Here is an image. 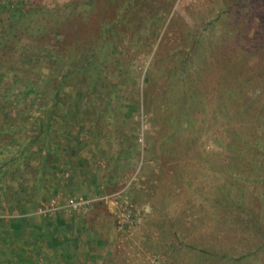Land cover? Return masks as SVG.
<instances>
[{
    "label": "rangeland",
    "instance_id": "374dc122",
    "mask_svg": "<svg viewBox=\"0 0 264 264\" xmlns=\"http://www.w3.org/2000/svg\"><path fill=\"white\" fill-rule=\"evenodd\" d=\"M0 264H264V0H0Z\"/></svg>",
    "mask_w": 264,
    "mask_h": 264
},
{
    "label": "built area",
    "instance_id": "2783aa9c",
    "mask_svg": "<svg viewBox=\"0 0 264 264\" xmlns=\"http://www.w3.org/2000/svg\"><path fill=\"white\" fill-rule=\"evenodd\" d=\"M49 203L50 204H49L48 207H45V208H42L41 207V208H39L38 213L39 214H45L46 215L48 212H52V211L56 210L57 208L58 209H61L62 207L68 208V209L73 210V211H77L84 204V202H82L80 200H75V199H69L68 201H66V203L62 207H60V206L57 205V202H56L55 199H53Z\"/></svg>",
    "mask_w": 264,
    "mask_h": 264
},
{
    "label": "trees",
    "instance_id": "16d2710c",
    "mask_svg": "<svg viewBox=\"0 0 264 264\" xmlns=\"http://www.w3.org/2000/svg\"><path fill=\"white\" fill-rule=\"evenodd\" d=\"M25 4H26V2L23 3V1H21V2L18 4V6H17V7H19L18 12H20L21 15L25 14L24 12H26V11H24V10H25V9H24V8H25V7H24ZM1 7H2L1 10H2V9H5L6 4H5V3L2 4ZM12 11H13V13H15V10H14V9H12Z\"/></svg>",
    "mask_w": 264,
    "mask_h": 264
}]
</instances>
